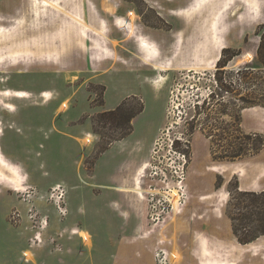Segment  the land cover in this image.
<instances>
[{
	"label": "rangeland",
	"instance_id": "1",
	"mask_svg": "<svg viewBox=\"0 0 264 264\" xmlns=\"http://www.w3.org/2000/svg\"><path fill=\"white\" fill-rule=\"evenodd\" d=\"M239 1L80 0L93 31L60 54V65L39 56L24 65L9 55L14 42L9 28L22 18L33 22L30 0H0V264H42L44 257L54 264L56 258L76 257L75 250L74 255L65 250L70 244L65 234L74 229L63 226L78 215L72 217V210L91 206L73 185L85 183V169L91 173L94 166L100 177L123 157L120 146L107 148L108 137L122 130L107 124L99 128L100 136L93 118L118 106L127 93L136 96L127 108L139 100L143 104L128 139L146 146L153 137L140 166L146 164L135 174L143 202L136 236H145L150 249L144 261L155 264L160 241L170 264H215L207 258L211 255L220 256L219 264H227L222 256L235 264H264V235L239 243L229 217L239 211L227 205L230 189L246 200L236 185L264 190V107L255 105L264 103V45L258 51L264 0ZM39 21L48 26L45 18ZM211 23L217 32L209 30ZM142 38L152 45L148 50L139 47ZM140 56L150 66L139 67ZM143 76L156 98L143 86ZM254 133L262 137V149L232 159L237 148L255 151ZM178 193L180 210L154 225L151 208L162 209L167 195L175 206ZM234 223L239 235L256 225L251 221L246 229L238 219ZM101 226L95 260L106 262L115 233ZM76 233L88 241L85 232Z\"/></svg>",
	"mask_w": 264,
	"mask_h": 264
},
{
	"label": "crops",
	"instance_id": "2",
	"mask_svg": "<svg viewBox=\"0 0 264 264\" xmlns=\"http://www.w3.org/2000/svg\"><path fill=\"white\" fill-rule=\"evenodd\" d=\"M135 60H137L136 62L139 67L150 66L147 64V60L143 59L141 56L139 58L137 57ZM142 84L149 93H151L152 97H157L150 84L145 82L144 76ZM128 96H130V93H127L124 98ZM140 98L142 99V97ZM22 119L26 120L25 118ZM53 124L54 123L51 122L52 127L54 126ZM156 126H158V123H156ZM86 136H90L91 139L93 138L91 134H87ZM75 138L76 137H74V139ZM152 138L153 137L147 142L146 146L140 141L131 143L128 136L110 143L107 148L114 145L120 146V154H122L123 157L119 164L113 162L110 167L108 166L109 168L106 169L100 177L97 175L95 176L94 166L91 173H87L85 169L87 175L85 183H76L73 187L77 189L78 197L82 196L84 199L87 198L86 201L90 202L91 208L84 212L82 206L79 205L78 209H76V211L75 209L72 210L73 214L71 213L72 217L78 214L75 220L70 221L68 226H63L66 231L68 229H74L73 233L70 234L67 232L65 235L66 241H69L70 244L72 243L76 247L74 248L70 244L65 245V250L70 255H74L73 251L75 250L76 257H70L72 259L68 260L56 258L54 264H83L84 261V264H150V262L144 261L147 259L150 250L148 244L143 240L145 236H136L142 228L143 213L141 211L143 210V202L141 197L137 194L139 185L138 182H136L135 174L138 169L142 170L146 164L140 166V164L144 162L146 154L149 152ZM124 148L125 150H122ZM88 214L91 215V220H87L89 219ZM83 218L84 222L82 221ZM103 218L106 219L105 222ZM102 223L110 227L111 234L115 233V236L110 235L114 240L110 237L111 240L108 241L109 245H111V254L106 262H98L95 260L97 258L95 252L100 248V242L103 240V237L99 236ZM76 230L85 232L88 235V241L85 242L76 233ZM6 231L9 235L13 236V233L8 230ZM2 233L4 232H0V239H4ZM14 239L16 246L17 239L15 237ZM218 257L220 256L211 255L207 258L211 262L219 264L218 261L220 260ZM223 260H226L227 264H235L232 259L222 256V261ZM53 261L54 260L44 257L41 262L42 264H53ZM21 264L24 263L22 262ZM29 264L38 263L34 262Z\"/></svg>",
	"mask_w": 264,
	"mask_h": 264
},
{
	"label": "bare ground",
	"instance_id": "3",
	"mask_svg": "<svg viewBox=\"0 0 264 264\" xmlns=\"http://www.w3.org/2000/svg\"><path fill=\"white\" fill-rule=\"evenodd\" d=\"M79 1L30 0L31 9H29V14L33 16V22L27 24V21L22 18L9 28V32L14 34L13 48L9 51V55L14 61L13 63L28 65L32 63V56H39L46 63L60 65L62 63L61 56H63V54L61 56L60 54L66 53L70 45H78L85 32L93 31L91 25H88L82 17ZM240 1L244 3V0ZM43 18L47 20L46 26L50 25L51 27H43L44 23L39 21ZM56 19L61 20L57 25ZM122 26H127L131 32L134 29L127 22ZM23 28L28 30V34L23 31ZM209 30L212 33L217 32L215 23H211ZM5 32L6 30L2 29V33ZM70 36L71 40L69 39ZM151 46L143 38L139 42V47L144 48V50H148ZM153 52L152 57H156L159 54L155 48ZM16 95L24 97L26 93L24 91H16ZM176 206H179L178 200L176 201ZM179 210L178 208L175 211Z\"/></svg>",
	"mask_w": 264,
	"mask_h": 264
},
{
	"label": "trees",
	"instance_id": "4",
	"mask_svg": "<svg viewBox=\"0 0 264 264\" xmlns=\"http://www.w3.org/2000/svg\"><path fill=\"white\" fill-rule=\"evenodd\" d=\"M258 34V33H257ZM261 42L258 47V51L260 48L264 45V34H260ZM225 48H223V51ZM220 62V60L218 61ZM217 62V63H218ZM262 64L264 65V61L262 60ZM131 99H136V96H128L125 97L122 102L116 106L113 109L104 110L99 113H97L93 118V131L101 136V132L99 131V128L106 127L107 124H110L111 128H119L122 130V132L118 136L111 137L109 136V140L112 142L114 140H119L127 135H129L132 132V120L135 116H137L142 110H143V104L142 101L139 100L137 105L132 108H127L126 105ZM255 105H260L264 107V103H256ZM248 138L252 136L253 134H245ZM254 136L258 139V146L256 147L255 151L247 152L245 151V148H237L234 151V157H242L247 155H252L258 153L262 147H263V140L262 137L259 134L254 133ZM111 142H108L110 144ZM244 150V151H243ZM234 189L239 192L238 194L240 197H244L246 200H243L241 198H237L233 196L232 190H229V200L227 202V205L231 209H237L239 212V215L237 217L234 216L233 212L232 214L229 213V217L232 221V230L234 235L236 236L239 243H247L252 241L253 239L257 238L258 236L264 235V190H261L259 192L255 191H249V190H238V186L236 185ZM236 199L237 202H233V200ZM241 199V200H240ZM243 211L244 213L240 212ZM257 215V217L253 220L252 216ZM238 219L240 221V226L243 228L251 227L249 224L251 221H255L256 225L253 226V228L245 232L242 235L238 234L239 228L236 227L235 223L233 224V221ZM247 229V228H246Z\"/></svg>",
	"mask_w": 264,
	"mask_h": 264
},
{
	"label": "built area",
	"instance_id": "5",
	"mask_svg": "<svg viewBox=\"0 0 264 264\" xmlns=\"http://www.w3.org/2000/svg\"><path fill=\"white\" fill-rule=\"evenodd\" d=\"M57 188H58V186H57ZM60 198H61V196H58L57 199H60ZM179 199H180V194L178 197V204L180 206V202H179L180 200ZM161 204H162V209L154 210L155 207L151 208L149 218L152 222H154V225H156L159 222V220L164 221V219L166 218L164 216V214H167V217H169L171 211L176 210V205L174 206V204L170 201V196L168 197V195L163 198ZM179 206H178V208H179ZM158 243L159 244L155 248L154 254H153L154 263L155 264H170L168 249L163 244H161L160 241H158Z\"/></svg>",
	"mask_w": 264,
	"mask_h": 264
}]
</instances>
